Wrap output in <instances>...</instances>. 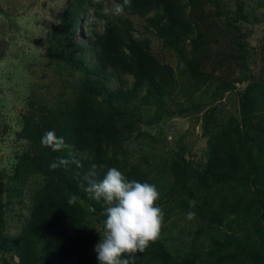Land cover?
<instances>
[{
  "label": "rangeland",
  "instance_id": "1",
  "mask_svg": "<svg viewBox=\"0 0 264 264\" xmlns=\"http://www.w3.org/2000/svg\"><path fill=\"white\" fill-rule=\"evenodd\" d=\"M71 2L0 0V241L23 232L33 208L37 206L36 192L44 182L36 174L14 179L18 155L25 149V141L18 134L24 123L22 117L29 110L27 101L37 98L39 108L44 101L48 104L55 99L75 101L84 81L80 72L58 67L57 61L47 51L49 37L54 34L53 27L61 21ZM99 4L102 9L105 4L112 8L117 3L101 0ZM180 5L188 18H195L208 43H212L205 50L212 56H219V67L200 61L197 68V61H194L205 52H193L187 46L190 40L180 43V50L167 46L154 28L147 25V17L128 15L125 10L119 15L100 16L99 9V14L93 15L106 21L103 24H89L87 13L76 34V41L86 46H92V38L96 39L98 35L103 38L109 29L117 41L127 42V36H131L142 54L151 57L153 63L172 77L165 74V78L159 77L162 83L157 92L138 93L131 103L137 114L135 124L127 126L123 129L126 132L115 136L113 142L102 148L108 161L116 160L114 167L116 164L121 168L128 159L149 178L164 172V180H171L169 182L174 189L170 192V189L162 190L160 180L152 184L160 196H164L157 201L164 218L156 241L163 244L176 261L192 247H204L202 259L205 252L209 253V246L217 251L226 249L221 244L232 235L224 226L215 228L209 222L207 211L211 213V207L200 214L187 206L190 204L189 192L194 194L193 198L200 195V187H196L200 177L196 173L206 161L209 140L223 132L232 138L235 149L243 143L244 149L250 146L254 154L260 152L259 163L264 165V124L259 125L257 120L261 119V111L254 105L246 106L248 90V96L254 99H258L259 94L264 95V0H214L213 3L211 0H182ZM161 11L155 6L153 22L158 21ZM239 42L244 46L240 47ZM238 48L243 50L238 52ZM135 82L130 73H121L123 86ZM146 88L149 90L150 87ZM32 112L38 113L37 109ZM252 137L255 138L253 142ZM179 165L186 171L183 172ZM178 175L185 177L183 185L173 183ZM245 177H250V182ZM245 177L251 186L248 196L240 190L241 183L234 178L230 184L219 188L217 197L234 203L245 196L253 206L257 195L252 194L259 187L263 191L264 178L260 185H253L249 171ZM207 178L209 186L215 189L213 183L216 179L210 175ZM206 201L209 203V198ZM263 207L261 205L258 209ZM253 211L255 220L247 221L251 216L247 212L241 217L246 226L240 224L241 229L247 232L241 236V241L248 255L256 251L260 242L250 230L264 225L261 219L263 209L255 214ZM189 212L195 215L189 218ZM96 229L102 236L104 222ZM228 243L231 245L232 240ZM222 255L221 264H251L246 256H239L232 245ZM15 256H7L9 264H18ZM2 258L0 256V264ZM53 264L80 263L68 260ZM94 264H99L98 259ZM197 264H214V261Z\"/></svg>",
  "mask_w": 264,
  "mask_h": 264
},
{
  "label": "trees",
  "instance_id": "2",
  "mask_svg": "<svg viewBox=\"0 0 264 264\" xmlns=\"http://www.w3.org/2000/svg\"><path fill=\"white\" fill-rule=\"evenodd\" d=\"M112 1L123 4V0ZM213 1L211 0L212 3ZM181 3L182 0H131V7L124 6V10L128 15L147 17V25L152 26L164 43L175 50H180V43L182 45L183 41L190 40V45L187 46L193 52H205L194 61H197V68L201 64L200 61L210 63L212 67H219V56H212L205 50L212 43H208L200 25L195 23V18H188ZM100 6L94 0H72L61 21L53 27L54 34L49 37L50 47L47 51L48 55L57 61L55 64L80 72L84 81L79 86L80 92L75 101L69 98L64 101L55 99L50 104L44 101L40 108L37 106V98L27 101L29 110L22 117L24 123L18 134L19 138L25 141V149L18 155L14 179L36 174L43 178L44 182L36 192L37 206L33 208L23 232L17 237L3 238L0 241V256L3 257L1 264H9L7 256L14 254L18 264H53L68 260H77L80 264H94V261H97L95 246L102 237L96 227L106 219L108 205L103 199L97 201L92 198L85 189L90 179L102 180L107 171L114 167L116 160L108 161L102 146L108 145L115 140V136L126 132L123 129L127 126L135 124L137 114L131 103L138 97V93L157 92L162 83V80L158 79L164 74L172 78L163 72V68L153 63L151 57L142 54L131 36H127V42L117 41L112 29H109L103 38L98 35L93 39L91 36L92 46L77 42L76 34L83 16L87 13V18L93 14L98 15ZM155 6L162 10L157 22H153L156 13L152 14ZM239 43L240 47L244 46L242 42ZM242 50L243 48L237 49L238 52ZM122 72L133 75L136 82L123 86L120 83ZM168 81L166 80L167 83ZM148 86L149 90L146 88ZM215 92L219 93L218 90ZM247 93L250 94L249 90ZM248 94L246 96L249 101L246 106H256L261 111V119L257 118L258 123L264 124V95L259 94L261 98L254 99ZM36 109L38 113L32 112ZM121 130L123 131L120 132ZM48 131H55L58 137H63L68 147L54 151L42 144V137ZM254 137L252 142L255 141ZM209 142L206 161L196 173L200 177L196 185L200 187V195L196 194V198H193L194 194L189 192L190 204L187 206L200 214L209 207L213 209L211 213L207 211L209 222L215 228L224 226L225 230L232 234L221 244L226 249L217 251L209 246V253L205 252L202 259L204 247H192L176 261L163 244L155 241L143 252L125 254L123 258L129 259L130 264H197L210 260H213L214 264H221L222 254H225L231 245L236 247L239 256H246L251 264H264V225L250 230V233L256 234L260 240L258 248L250 255L244 251L241 241V236L247 232L240 227L241 223L246 226L241 217L247 212L251 215L247 221L255 220L252 209L254 214L263 209L261 219L264 223V207L258 209L259 206H264V189L262 191V187H259L260 189L252 194L257 195L253 206L250 201L245 200V196L236 199L234 203L217 197L219 188L230 184L234 178L241 183L240 190L248 196L251 186L247 182L250 177H245L247 171L253 185L261 184L264 165L259 163L260 152L256 151L254 154L250 146L247 150L244 149L243 143L235 149L232 138L223 132H219ZM59 159L67 160L68 163L53 169L51 165ZM243 160L246 162L243 163ZM121 166L119 168L115 164V168L130 181L152 184L160 180L163 191L170 189V192L174 189L169 182L171 180H164V172L149 178L147 173L142 172L128 159ZM179 168L183 172L186 171L182 165H179ZM93 172L95 176L91 175ZM207 175L216 179L213 183L215 189L209 186ZM173 183L183 185L185 177L178 175ZM73 196L77 199L74 203H69ZM163 197L160 196L159 201ZM234 222L237 223L232 224ZM228 240H232L231 245Z\"/></svg>",
  "mask_w": 264,
  "mask_h": 264
},
{
  "label": "clouds",
  "instance_id": "3",
  "mask_svg": "<svg viewBox=\"0 0 264 264\" xmlns=\"http://www.w3.org/2000/svg\"><path fill=\"white\" fill-rule=\"evenodd\" d=\"M101 3V0H94ZM124 6L131 7V0H123V4H114L109 8L107 4L101 9L100 16L110 13L122 14ZM89 24H103L106 21L93 15ZM42 144L51 147L54 151H61L68 147L63 137H58L55 131H48L42 137ZM68 161L59 159L51 167L57 168ZM95 176V173H91ZM97 201L103 199L108 205L104 231L100 242L95 246L99 264H130L129 259L123 258L125 254L143 252L155 242L162 230L164 213L157 206L160 192L156 186L147 182L141 183L128 180L117 168H110L102 180L90 179L85 189ZM77 199L73 196L69 203ZM195 214L188 213L192 218Z\"/></svg>",
  "mask_w": 264,
  "mask_h": 264
}]
</instances>
